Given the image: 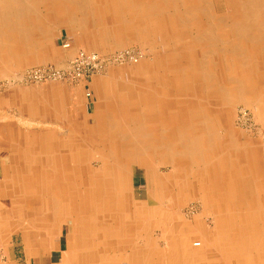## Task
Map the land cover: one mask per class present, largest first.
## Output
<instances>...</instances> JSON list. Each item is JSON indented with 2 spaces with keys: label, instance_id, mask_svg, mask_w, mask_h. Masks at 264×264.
<instances>
[{
  "label": "bare ground",
  "instance_id": "1",
  "mask_svg": "<svg viewBox=\"0 0 264 264\" xmlns=\"http://www.w3.org/2000/svg\"><path fill=\"white\" fill-rule=\"evenodd\" d=\"M17 1L23 0H0V35L9 34L13 37L10 41L6 38L5 43L3 42L5 45H12L19 34L41 30L38 25L41 23L39 19L42 18L40 14H35L32 23V18L22 14L25 13V8L22 13L6 10V4L18 10L15 5ZM66 1L74 4L71 10L76 9L79 4L78 0ZM259 1L253 0L249 2L250 5L245 6L227 2L233 13L238 14L237 17L243 22L240 32L232 33L225 27L219 29L221 34L218 36V31L214 33L212 30L215 29L211 30L204 24L203 28H197L194 32L171 33L168 38L172 44L168 40L163 44L164 52L167 53L166 64L163 65L164 62H160L158 56L155 63L156 67L164 66L168 74L151 76L146 65L138 68L145 71L143 74V70L139 72V80H135L143 82L146 91H143L140 97L129 96V106L125 108L127 111L124 110L121 118L117 121H104L106 115L97 125V129L101 131L91 133L90 138L95 146L105 153L102 163L108 179H104L99 171H93L85 164L83 174L76 171V167L83 164V159L88 158L82 147L71 145L70 142H61L58 145L48 131L42 134L43 137H35V142L42 145L35 155L34 164L29 166L32 170L20 173L21 178L0 190L1 198L8 201L0 204V227L3 231L6 233L13 226L16 230H21L24 227L23 221L29 218L28 226L48 240L51 237L47 232L51 230L53 235H59L63 226L70 224L71 233L66 236L65 243L67 254L76 259V264H115L110 254H118L119 258L123 255L120 259L126 262H134L138 257V263L154 264L156 258L148 249L153 248V242L148 238L149 229L159 227L162 239H169L170 235L174 234L171 233L173 229H186L199 242L194 245L195 254L189 252L185 255L190 261L177 255V244L173 241L170 242L171 252L167 249L168 253H163L160 259L167 260V264H194L200 238L202 239L198 233L201 227L196 228L195 224H184L174 218L170 219L168 209L157 206L164 205L161 193L157 201H149L148 198L144 204H130V176L132 167L136 166L145 174L147 192H156L155 197L157 191L173 185L177 193L172 196V201L174 198L177 201L179 198L194 199L196 191L198 193L199 190L205 208L209 206L215 216H218L215 232L210 234L207 243L210 250L209 257L204 258L207 262L216 257L228 259V262L233 261L236 264L237 250L231 252V248L237 245L235 237H242L244 247H250L253 253L254 262L261 259L264 264V182L257 181V186L255 185L254 190L251 189L253 193H248L245 188L246 181L240 182L238 179V188L244 189L245 192H241L243 194L239 197L236 196L233 203L230 195L233 190L231 185L226 184L231 174L223 154L224 148L221 147L233 145L231 140L225 141L223 134L227 129L228 115L225 113L233 104L243 102L248 105L257 104L260 110L264 108V98L260 97L262 87L256 84L264 79V1ZM38 2L52 3L51 22L67 27L66 19L60 21L63 16L59 15L61 4L65 0H36V4ZM201 2L208 3L204 0H115L116 23H112L110 29L123 33L124 38L134 37L138 33L149 37L146 34L147 28L150 31L152 29L146 27L147 24H152L155 26L153 30L162 33L164 28L160 25L165 23L162 20L159 26H156L152 16L166 19L173 23H170L171 26H176L181 21H196L193 8L194 5H200L199 17L204 14L207 18L204 12L207 7H202ZM120 3L124 4V7H117ZM183 6L185 12L179 9H183ZM166 10H171L172 13L166 16L160 14ZM139 17L143 20L136 21ZM74 18L76 19L72 14V22H76ZM133 22L138 24L134 25ZM97 24L104 26L99 28L101 33L104 32L103 28L107 29L106 23L100 21ZM224 32L228 34L224 35ZM230 33L238 35L231 36ZM213 55L218 57H212ZM219 78L224 81L223 85H219ZM85 136L90 139L88 133H85ZM155 166L170 167L172 175L163 179L153 178ZM78 168L80 171V167ZM62 176L83 177L80 179L84 188L73 186L70 191L65 188L66 185H61V182L66 183ZM147 196L149 197L148 194ZM257 199L262 203L257 204ZM117 203L120 204V214H117ZM229 203L236 205L238 214L225 212V209L230 208ZM172 204L174 203L168 205ZM153 206L157 208L150 211L149 208ZM7 207L11 211V217L15 218L14 222L7 214ZM221 209L224 210L220 212ZM245 210L252 211L253 217L250 220L247 219ZM151 212L156 216L150 220L148 214ZM235 219H238V223L234 222ZM170 220L172 223L168 228L166 222ZM248 222L250 230L245 227ZM19 224H22V227L19 228ZM134 230H140L144 237L141 252L135 248L136 241L122 240L127 233ZM204 236L208 237L205 233ZM128 237L132 238L133 235ZM158 260L156 261L159 263Z\"/></svg>",
  "mask_w": 264,
  "mask_h": 264
},
{
  "label": "rangeland",
  "instance_id": "2",
  "mask_svg": "<svg viewBox=\"0 0 264 264\" xmlns=\"http://www.w3.org/2000/svg\"><path fill=\"white\" fill-rule=\"evenodd\" d=\"M193 1L197 2L199 0H193ZM204 1L210 3L209 5L207 4L205 6V4L201 2L202 7L208 6L207 8L204 9L205 13H209L211 11L214 15H217V17L225 13L226 8L221 3V0H204ZM140 4L144 5L141 2ZM184 7L185 6H183V9L179 8L180 11L185 12ZM194 7H195L193 8V10L195 9L194 17L196 18V21L195 20L190 21V22L181 21L180 24H177L176 26H171L170 23L173 25L172 22H169L166 19L160 18L161 20L165 21V23H161L160 25L164 28L162 33L161 32L159 33V32H156V30H153L155 29V26H153L152 24L150 26L147 24L146 27H150L152 29L150 31L147 28L146 34L149 37H144V35L141 33L136 34L134 37H130V36H126L125 38L123 36L122 37H110V39H108V42L111 41L110 43L111 45H108L107 47H99V48H95V47L92 48L88 45H86L87 48H85V46L78 44L79 42L81 43V41L78 42L72 34H68V33H65L66 31L60 30V27H61L60 23H52L51 28L53 31H52L51 45L49 48H47L48 57H49L47 60L36 63V64H31V65L22 63L21 64L22 66L17 70H9V71H6L4 74L0 72V98L1 97L5 98V100L0 101V133L1 132L4 133V137L6 138L8 134H11L12 132H14V135H17L18 132H21L20 137H19L20 139L19 141H21L20 145H22L23 143H25L24 145H28L26 141L29 139V137L31 139L33 137V134L36 136V138H40V137H43L44 135L42 134L46 133L47 131L48 133L51 134L50 136L55 139V142H74L76 143V142L84 141V140L80 136L79 134L80 132L77 131L75 123L80 122L81 119L82 121H84L85 124H89V125H94L98 121L99 122L101 121L98 118L96 119L92 118L90 114L92 111V108L95 107V109H98L97 111L99 113H103V112L107 113L108 115L106 119L107 121H117L118 119L115 118V116L119 114V112L117 111H119L120 107H121L120 111H122V107L123 108L128 107L126 96L120 95V98L116 97L117 96L116 94L119 93L117 92V89L121 90V88L123 87H125L126 89L128 88L126 83H130L132 84L130 85L132 94L140 97L141 93L143 91H146V87L140 86L139 81L136 82V80H139V72H142L143 70L142 69L140 71L138 70V68L141 66L143 67V65H146V67L150 71V72L148 71V73L151 76L160 75V74H168V72L166 73V70L164 69V66H163L164 64H166L165 60L167 59L165 58L167 53L164 52L165 49L163 47L164 41L168 40V42L172 44L169 41L168 37H171V33L173 32L174 33L175 32L187 33L189 31L194 32L196 31L195 29L204 27V24H205L204 14H203L204 12H202L203 15L199 17L200 5L198 6L194 5ZM207 9L208 11H206ZM168 13H172V11L166 10L164 13L160 12V14H162L163 16L168 15ZM133 24L137 25L138 22H133ZM94 31H95L94 29L91 30L92 33ZM93 40L96 41L95 39ZM93 40L91 39V42ZM65 44H68L69 47L63 48ZM79 51L87 53V54L95 53L101 56H105L107 58L112 57L113 55L115 56V54L119 52L131 51V54H134L132 55L134 59L132 60L127 59V57L125 56L124 62L108 63L105 65V68L100 73L93 74V75L89 73L88 75H85L86 76L85 80H82L79 83L59 81V80L52 81V80L43 79V80L38 81V80L28 79V74L33 69H38V68L48 67V66L55 68V69H62L66 73L68 71L67 69L69 65L68 63L75 57V55ZM157 56L159 57L160 62H164L162 65L163 67H160V66H158L157 68L154 67L156 65L155 63L157 62ZM212 57H218V56L213 55ZM144 71L145 70H143L142 74L144 73ZM111 78L123 79V81L120 83H123L125 85H120V86L105 85L101 87L102 88L101 96L97 95V93L93 94L90 83L95 82L97 79H111ZM18 89L21 91L28 90L30 92L28 94L29 97L31 99L33 98L32 100H35V102L37 103L36 106L39 107V110L37 112H39L40 115L44 113L46 114V116L38 117V118L23 117V115L26 113L22 112V110L20 109L21 104L19 102L14 103L10 99L9 100L6 99L8 98L7 96L8 92L16 91ZM104 90L106 91L105 93H104ZM86 93L90 94L89 98L85 96ZM52 99H55V101H52V102L48 101ZM29 106L31 108L32 102ZM259 110L260 109L257 104L248 105L242 102V103L233 104L232 108H230L229 111L225 113L228 115V118L226 117L227 129L224 130L223 132V134H225V137H224L225 141L228 142L231 140L232 141L231 143L233 145H239L243 149L239 153H242L243 151H248V155L244 160L242 158H238V156H236L234 153L227 151L229 160L235 161L236 159L240 163L239 166L241 169L240 171L241 174L244 170H246L247 167L248 168L251 167L252 171L254 170V163H255L256 157L258 159V162H259L258 164L260 166H258V164L256 163L255 164L257 167H259L262 170L264 174V108L261 109L260 111ZM260 112L261 114H259ZM225 114L223 113V115ZM63 115L64 117H59ZM220 116L222 115L220 114ZM41 120L43 122L45 120V122L43 123ZM12 129L13 131H11ZM68 130L69 131L73 130L72 131L73 136L69 137ZM28 131L31 132V134H29ZM89 140L90 141L88 144L90 145H78L79 147H82L85 150V152H87L86 157L88 158L83 159V164L78 165V167H80V171L78 167H76V171L80 174H83L84 173L83 167L85 164L86 166L91 168L93 171L95 170L99 171V173L104 179L106 178L108 179L109 177L108 175H106L107 172H105L103 169L105 153L101 149L95 146L96 144L91 140V138ZM243 147L245 148V150ZM80 162L82 163V161ZM153 170H154L152 172L153 178L155 177L157 179L158 178L163 179L165 177H169L172 175V169L170 167L157 166L156 168L155 166ZM132 174H133V177H132L133 179H130L131 187L129 188H130V193H131L130 198H131V201H133L134 203L131 202L130 204H133L135 206H137L138 204H144V202H136L134 199L147 200L149 198V201L151 200L157 201L158 196L161 193V196H163L162 200H164L163 201L164 205H157V206H159L161 209H165L166 207L167 209L176 211L174 214H171V212L168 213L169 214L168 217L169 218L171 217L170 219L173 220L174 218L177 221L183 222L184 224L185 223H188L191 225L195 224L194 226H196V228L201 227L200 229L201 231L198 233L201 235L202 239L200 238L201 240L200 246L195 255L197 260H195L194 258L196 262H194L193 260L191 263L194 262V264H206V262L205 263L204 261L201 262V260L204 259L205 257H209L208 255L210 254V250L208 249V246H207V243L209 241V237L211 234L209 231L213 232L215 230V226L218 221L217 219L218 216H215V213H213V215L212 214L204 215V213H200L202 205H201V201H199L197 197H195V199L179 198L178 201L177 199L174 198L173 199L174 202H173L171 198L174 194L177 193L174 191L176 188L174 187V185L173 187L170 186L169 188H166L163 190L161 189L159 192L157 191V196L155 197L156 192H153V191L147 192V184L145 182L146 178H145L144 172L138 167L133 166ZM246 174H247V177L250 178V187L252 189L254 187L253 181H255L256 176L253 175V173H249V174L246 173ZM71 183H73L74 185H72ZM61 185L63 186L66 185L65 188L69 189L70 191L73 190L74 188L73 186L78 187L80 189L84 188V184L82 181L81 182L73 181V182H67L64 184L61 182ZM147 194L149 195V197L147 196ZM133 195L135 197H133ZM263 196H264V193H263ZM258 199L260 198L258 197ZM258 199H257V204H260L262 203V201H264L263 199L260 202L258 201ZM171 203H174V204H172L171 206L168 205ZM230 203H229L230 208L229 207L228 208L232 209L233 207ZM157 206H153L152 208L150 207L149 210L152 211L155 207L157 208ZM116 209H117V214H120V204L117 203ZM8 215L14 222L15 218H12L10 213H8ZM153 216H156V214H153L152 212L148 214V217L150 218V220ZM202 217L204 218L203 222L193 223L194 220L196 221L201 220ZM28 219L25 218V220L23 221L24 227L21 230L20 229L16 230V228H14L13 230L14 235L12 236V241L9 239L8 245L0 244V256L1 257L4 258L6 255V252L12 251V249L14 250V253H16L18 257H21V258L23 257V254H24L23 247L19 245L21 236H19L18 234L21 235V232L27 233L28 231H31L30 227L28 226ZM152 220L154 221V219ZM172 220L166 222V226L168 228L171 227ZM19 225H22V224H19ZM66 227H67L66 231L71 232V225L69 224ZM157 228L159 227H155V228L152 227L151 230L149 229L148 231V238L149 240H152L153 242V248L148 247V249L151 252V255L156 258L154 261V264H159L156 260L160 259V256L163 253L167 254L168 253L166 252L167 249H169L168 251L171 252V247H170L171 241L177 244V255L183 258V260L190 261V259H187L185 255H187L189 252L193 253L195 250L194 249L195 243L197 242L199 244V242L197 239L194 238L193 235H191L190 232L188 233L189 230L187 231L186 229H183L180 231L179 230L175 231L173 229L171 233H174V234L170 235L169 239L168 238L166 239V237H164L165 239H162L161 230ZM246 229L250 230V228L248 227H246ZM66 231L64 230V232ZM204 233L208 235V237L204 236ZM128 235L130 236L133 235V237L129 238ZM213 237H215V235ZM143 238L144 237H142V232H140V230H134L133 232L127 233L126 237L125 238L123 237L122 240L136 241L135 244L137 246L135 245L136 246L135 248L139 250V252H141L143 251L141 250V248L144 246ZM235 238L237 239V242H236L237 245H235L234 248L233 247L231 248V252H234L237 250L238 259H240V257L241 258L247 257V259H250V261H252L253 253L250 247H247V248L244 247V242H243L242 237H239V238L235 237ZM163 242L167 243L168 246L164 244ZM11 244L13 245L11 246ZM243 247L245 248L244 250H243ZM204 249H208L209 251L205 254L203 253ZM193 254H195V252ZM111 256H113V259L115 260V264H142L140 262L138 263V260H137L138 257L134 262H126L120 259V258H123V255L120 258L118 254H110V257ZM139 258H140V255H139ZM254 263L255 262L253 261L252 264ZM255 264H258V263H255ZM260 264H263V263L260 262Z\"/></svg>",
  "mask_w": 264,
  "mask_h": 264
},
{
  "label": "crops",
  "instance_id": "3",
  "mask_svg": "<svg viewBox=\"0 0 264 264\" xmlns=\"http://www.w3.org/2000/svg\"><path fill=\"white\" fill-rule=\"evenodd\" d=\"M78 1H79V4H78L79 6L76 5L77 6L76 9L71 10L72 6L74 4H72L71 1L65 0V2H63L61 4V10L59 13L60 17H61V15L63 16V18H60V21H64V18H65L66 19L65 22L67 23L66 24L67 27H63L61 25L60 30H64V31H66L65 33H68V34H72L78 42L81 41V43L79 42L78 44L85 46V48H87L86 45H88L92 48H94V47L95 48L105 47L111 43V41L108 42V39H110V37H122L124 35L123 33H116V32H114V30L110 29L111 25H113L112 23H116V19H115L116 14H114L115 13L114 6L116 5L115 0H104V1L103 0H78ZM251 1H253V0H237V1L236 0H221V3L226 8L225 13L219 15L218 17H217V15H214L211 11L209 13H206L207 18L208 17L209 18L207 19L206 16L204 17L205 26L207 28H211V30L215 29V30H212V31H214V33H216V31H218V33H216L218 36H220V34H221V33L219 34V32H221L220 31L221 28H225V27L229 28V32H232V33L240 32L241 28H243V22H241V20H239V18L237 17L238 14L233 13V10L230 8V6L227 2H230V4L232 2H235L239 5L245 6V5H250L251 3H249V2H251ZM263 1L264 0H260L259 2L262 3ZM44 4L40 3V2H38V4H36V0L17 1V3L15 5L18 7V10H15L14 6H12L13 8H11V6L6 4L7 5L6 10L10 11V12L19 11L20 13H22L24 11V8H25V13H22V14H24V17L32 18V20H31L32 23L35 20V14L36 13L40 14L42 18L39 19V21L41 23L38 24L40 26V29H41L40 32H29V33H25V34H19V35H17L18 39H15L12 42V45L3 44V42L5 43L6 38L9 39V41H10L11 38H13L12 35H9V34L8 35H0V38H1L0 39V41H1L0 42V72H2V74H4L6 71H9V70L19 69L22 66L21 65L22 63H26V64L31 65V64L43 62L49 58L47 48L50 47L51 38H52V29H51V25H52L51 14H52V12L51 11L53 10V5L50 2H48L47 4L46 3H44ZM204 4L206 6L207 4L209 5L210 3L208 2L207 4L206 3H204ZM118 5H120V6H117V7H120V8L124 7V4L120 3ZM19 6H21V7H19ZM94 6H95V8L93 9ZM79 7H81V8H79ZM41 8L43 9V11ZM206 11H208V9ZM72 14L76 17V19L74 18V20L76 22L71 21ZM113 15H114V17H113ZM120 18H122V17H120ZM152 18H153L152 20H153L154 24H156V26H159L158 24L162 20L158 16H152ZM138 19L143 20V18L139 17L136 19V21ZM100 21L103 24L104 23L107 24V29L103 28L104 32H102V33L100 31V29H101L100 27L103 25L97 24ZM85 22H86V24H85ZM85 27H86V29H85ZM42 29H44V30H42ZM93 29L95 31L92 33L91 30H93ZM250 32L252 33V31H250ZM232 33H230L229 35H231V36H237L238 35V34H232ZM223 34L226 35L228 33L224 32ZM89 38H91L92 40L95 39L96 41L93 40L91 42V39H89ZM154 67L157 68L156 66H154ZM218 70L219 69H216V71H218ZM124 80H126V79H124ZM219 80H220L219 85H223L224 81L221 80L220 78H219ZM122 81H123V79H119V78L97 79L95 82H92L90 84L92 87L93 94L97 93V95L101 96L102 95L101 94L102 93L101 87H103L105 85H113V86L125 85L123 83H120ZM126 84H127L128 88L125 89V87H123V88H121V90L117 89V92H119L116 94L117 98H120V95L126 96L127 99L129 98V96H133L131 89H130V87H131L130 85H132V84H130V83H126ZM256 84L261 85L263 92L260 95V97L264 98L263 97L264 96V79L258 81V83H256ZM140 86H144V83L140 82ZM105 92L106 91L104 90V93ZM29 93L30 92L28 90H22L21 91L18 89L16 91L8 92L7 93L8 98H6V99L7 100L10 99L14 103L19 102L21 104L20 109L22 110V112L26 113L24 115L21 114V115H23V117H31V118L32 117L38 118V117H43V116L45 117L46 114L43 113L44 115L43 114L40 115V113L37 112L39 110V107L36 106L37 103L35 102V100H32L33 98L31 99L29 97V95H28ZM3 100H5V98L1 97L0 101H3ZM48 101L52 102V101H55V99L48 100ZM31 102L33 104H32L31 109H30L29 105L31 104ZM127 102H128V100H127ZM128 106H129V104H128ZM22 107H24V108H22ZM120 109H121V107H120ZM120 109H119V111H117V112H120L119 115L117 114L115 116V118H117V119L122 117V115H123L122 113L124 110L127 111L126 110L127 108L126 109L123 108L122 111H120ZM97 110L98 109H95V107L92 108V111L90 113L92 118H95V119L96 118H98V119L102 118V120L105 119L104 116H106L107 113H105V112L99 113ZM48 111H50V110H48ZM59 117H64V115L59 116ZM107 117H108V115H107ZM106 119L104 121H107ZM44 122H45V120H44ZM97 123L95 124V126L85 124L84 121H82V119L80 122L75 123L77 131L80 132L79 134L83 138L84 141H79L76 143L70 142L71 145H90V144H88L90 140L88 138L87 139L85 138L86 137L85 133H88L89 138H90L92 135L91 134L92 132H98V131L100 132L101 130L97 129V125H99V121ZM11 131H13V129ZM72 131L68 130L69 137L73 136ZM20 133L21 132H18L17 135H14V132H12L11 134H8V136L6 138L4 137V133H2V132L0 133V190H3V188L5 186H7V185L9 186L12 183H14V181L16 179L21 178L20 173H22V172L24 173L25 171L30 172L32 170L29 166H32V164H34V159L36 157L35 155H36L38 149L40 148V146L42 145L37 141L35 142L34 138L36 136L34 134H33V137L31 139L29 137V139L26 141V143L28 145H24L25 143L20 145L21 144V141H19L20 140L19 139ZM28 133L31 134V132H29V131H28ZM56 143L59 145L61 142H56ZM221 147L224 148L223 154H224V157L226 159V164H227L229 171H230L229 174H231L228 176V180H227L226 184L231 185V189L233 190V192L232 193L229 192V193H230V195H232V197H231L232 202L235 203L234 198L241 196V194H243L241 192H243V191L245 192L244 189L238 188V186L240 187V185H239L240 183L237 184L236 181H238V179L240 182H243L245 180L246 181V187H245L246 190L248 191V193H253L255 185L257 186V181L264 182V174H263L262 170L256 166V164L259 163L257 157L255 160L256 164L254 163V170L252 171L251 167H249V168L247 167L246 168L247 171L244 170L241 174L240 172H238L241 170L240 166H239L240 163L236 159H235V161L229 160L228 155H227V151H230V152L232 151V153H234L236 156H238V158H242L243 160L247 157L248 151H243L242 153H239L240 151L243 150L239 145H228V146L227 145H223V146L221 145ZM244 150H245V148H244ZM26 161H27V163H26ZM14 164H16V165H14ZM258 166H260V165L258 164ZM156 168H157V166H156ZM243 173L245 175H246V173H248V174L253 173V175L256 176L255 181H253V183H254V187L252 188L253 190H251V187H250V178H248L247 175L246 176L243 175ZM17 174H19V175H17ZM240 175L242 176V178L240 177ZM132 177H133V174L130 176V179H133ZM80 178L83 179V177H80ZM80 178L78 176H74L73 178H69L67 176H62V180L66 183L72 182V181L81 182L82 180ZM70 179H72V180H70ZM130 182H131V180H130ZM145 182H146V179H145ZM0 194H1V192H0ZM129 196L131 197L130 191H129ZM201 196L202 195L200 194L199 190H198V193L196 191V197L198 198L199 201H201V205H202L200 213H204V215H210V214L213 215V212H212V210L209 209L210 208L209 206L207 208H205V203H204V201L201 200V198H202ZM133 197H135V196L133 195ZM134 200L136 202H144V203L147 201V200H136V199H134ZM3 203H8V201H4V199L1 198V195H0V204H3ZM233 203L231 205H232V207L235 206V208L225 209V212L227 214H229V213L238 214L239 210H238V208H236V205ZM8 210H9V208L7 209V212L11 214V211L10 210L8 211ZM168 210H169V212H171V214H174L176 212V211H173L171 209H168ZM223 210L224 209H221L220 212H222ZM244 212H246L248 214L247 219H251L253 217L252 211L245 210ZM203 219L204 218L202 217L201 220H197V221L194 220L193 223H201L204 221ZM234 222L238 223V219H235ZM68 225H66V226H68ZM66 226H63L62 232L59 235L58 234L53 235L51 230L49 232H47L46 234H48L51 237V239H48V240L44 239L42 237V235H40V233H37L36 230H34L32 227L29 226L31 231H28L26 234L22 233V232H21V235L18 234L19 236H21L20 241H19V245H21L23 247V251H24L23 257L22 258L18 257L16 255V253H14V250L12 249V251L6 252V255L4 258L0 256V264H76L75 263L76 259H73L74 258L73 256L67 254L68 248H67V245L65 243L66 242L65 240H66V236H68L71 232L66 231V228H67ZM20 227H22V226L19 225V228ZM246 227L250 228L249 222L246 224ZM14 228H15L14 226H13V228L10 227V229L6 233L3 231L2 228H0V244L8 245L9 239L12 241V236L14 235V232H13ZM157 229H160V228H157ZM64 230L66 232H64ZM208 231H206V232H208ZM209 232L211 234L213 233L211 231H209ZM163 243L167 245V243H165V242H163ZM12 245L13 244H11V246ZM208 251H209L208 249H204L203 253L206 254ZM212 255L214 256V254H212ZM158 261H159V264L160 263L161 264H165V263L167 264V260H165L164 258L159 259ZM253 261H254V259L252 261H250V259H247V257H244V258L240 257V259H238L236 261V264H252ZM204 262H206V264H235V263H233V261L228 262V259H222V258L216 259V257H214L213 261L210 260L209 262H207L204 259ZM260 262H261V259H259L258 262H256V263L260 264Z\"/></svg>",
  "mask_w": 264,
  "mask_h": 264
},
{
  "label": "built area",
  "instance_id": "4",
  "mask_svg": "<svg viewBox=\"0 0 264 264\" xmlns=\"http://www.w3.org/2000/svg\"><path fill=\"white\" fill-rule=\"evenodd\" d=\"M68 47V44H65L63 46V48ZM132 55L134 54H131V51H124L115 54V56L113 55L112 57L107 58L95 53L87 54L79 51L77 52L75 57L68 63V71L66 73L62 69H55L48 66L33 69L28 74V79L38 81L43 79L52 81L59 80L79 83L80 81L85 80V75H88L89 73H91L92 75L100 73L108 63L124 62L125 56L127 57V59H134ZM85 96L89 98L90 94L86 93Z\"/></svg>",
  "mask_w": 264,
  "mask_h": 264
}]
</instances>
